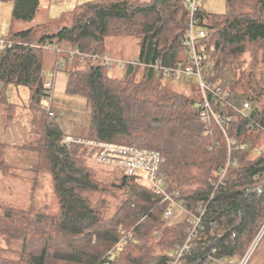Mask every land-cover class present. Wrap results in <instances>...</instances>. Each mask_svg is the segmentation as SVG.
<instances>
[{"label": "trees", "instance_id": "trees-1", "mask_svg": "<svg viewBox=\"0 0 264 264\" xmlns=\"http://www.w3.org/2000/svg\"><path fill=\"white\" fill-rule=\"evenodd\" d=\"M39 7L40 0H13L12 16L32 22ZM199 22L206 32L198 42L204 66L215 72L246 66L228 88V100L209 98L217 118L233 117L223 124L235 140L230 151L221 127L201 117L202 97L170 91L163 75L128 66L113 78L91 60L63 59L66 92L83 97L90 108L88 138L161 153L166 189L181 193L186 212L176 223L165 216L170 204L163 195L138 178L91 166L88 148L65 145L66 134L37 104L48 96L46 46L104 55L109 39L130 37L140 41V61L185 65L184 0L84 2L59 31L35 26L4 38L15 42L0 49L5 122L12 123L16 113L6 96L9 87L30 90L32 117L21 146L0 143V172L16 177L11 167L23 166L35 187L48 178L57 204L32 193L27 208L0 207V264H103L123 239L109 264H169L171 250L188 238V220L200 215L199 204L206 210L180 264H205L210 257L239 264L244 258L264 225V0H226L224 14L202 8ZM242 102L250 104L247 116L230 108ZM156 232L161 240L150 244Z\"/></svg>", "mask_w": 264, "mask_h": 264}, {"label": "rangeland", "instance_id": "rangeland-1", "mask_svg": "<svg viewBox=\"0 0 264 264\" xmlns=\"http://www.w3.org/2000/svg\"><path fill=\"white\" fill-rule=\"evenodd\" d=\"M42 12L36 17L32 22H22L16 21L20 26H13V32H19L21 29L29 28L31 26L37 25L38 22L42 21L45 27L42 26V30L51 31L54 27L68 26L71 20L70 11L77 5L84 2L94 1V0H42ZM52 3V9L51 4ZM201 5L203 9L208 13L224 14L226 11V0H201ZM63 14V17H62ZM61 18V19H60ZM68 48V47H67ZM66 47L58 48L61 52L66 53L70 49ZM106 51L108 54L117 61H130L134 58H138L140 54V41L135 38H117L109 39L106 45ZM56 55V54H55ZM250 54H246L242 59L246 62L250 61ZM45 77L47 80H51L54 77V72L51 71L53 67L56 66L57 56L55 58L53 52L46 51L45 56ZM63 60H61L62 62ZM246 66L231 68L223 72L213 71L210 65H206L201 69L202 78L212 84H225L226 87L230 88L231 83L234 79H237L241 74V71ZM50 71V72H49ZM124 69L118 67L110 70V75L113 78L121 77ZM51 76V77H50ZM67 74L64 72V68H59L56 72L54 89L52 93H48V96L43 98L39 104H37L41 109H46L47 111L54 109L55 107L64 108L66 111L65 117L60 121L53 119L59 124L62 131L67 135H72L81 133L84 137L88 138L87 130L90 122V108L87 106V101L81 96L70 95L66 92L67 86ZM163 85L170 91L176 94L186 96L190 99L196 101L200 100L202 93L200 83L197 77L190 78H164ZM7 98L16 105L15 121L22 124H27L30 122L32 114L30 109L31 92L28 88H15L9 87L6 92ZM72 121L75 122L76 126H72ZM85 128V129H83ZM83 129V130H82ZM92 139V138H88ZM90 152V151H89ZM88 152L87 157L90 159L89 164L91 166L95 165L97 169H104L111 173L112 175L117 173L123 175L120 169L112 166H104L98 164L92 155ZM11 172H16L17 176H6L0 172V207H11V208H27L30 205V196L34 193L37 197L41 198L45 203L56 206L57 200L52 192V187L50 180L40 179L38 181V186L35 187V182L33 180V175L26 172L23 166L13 165L11 167ZM124 176V175H123ZM144 186L147 183L142 182ZM186 214L178 209L175 210L174 216L170 219L172 223L183 221ZM264 226V225H263ZM161 232H156L151 237L150 244L157 243L161 240ZM259 234L257 235V237ZM264 237V236H263ZM257 239V238H256ZM255 239V240H256ZM261 243V244H260ZM256 248L250 264H264V238L260 241ZM172 251L170 254H172Z\"/></svg>", "mask_w": 264, "mask_h": 264}, {"label": "built area", "instance_id": "built-area-1", "mask_svg": "<svg viewBox=\"0 0 264 264\" xmlns=\"http://www.w3.org/2000/svg\"><path fill=\"white\" fill-rule=\"evenodd\" d=\"M189 11V23L188 28L185 33V38L183 41L184 57L186 60L185 65H180L177 67L164 66L161 62L157 61L155 63H146L140 61L138 58H134L130 61L122 62L113 59L109 54H87L82 52L80 49L69 50L66 53L61 52L57 47L46 46L45 49L53 50L57 53V63L55 66L54 77L46 82V90L48 93H52L54 88V79L56 72L59 68H64V57L67 56L70 59L78 57L80 64H85L88 60H91L97 65H102L103 67L113 70L118 67L120 69H126L128 66H140L144 69H151L155 73L163 75L165 78H172L174 80L180 78H190L192 76L197 77L201 87L203 104L201 105V117L205 122H210L214 120L223 130V124L225 122H231L233 120L232 116H227L224 119L217 118L210 102V96L217 98L219 100H228L229 93L228 87L225 84H212L206 82L201 76V69L204 67V57L199 51L198 42L206 37L205 30L200 26L199 18L202 10L201 0H184ZM15 42L7 41L0 36V49H2L6 44L13 45ZM61 60H63L61 62ZM51 77V76H50ZM39 107V106H38ZM230 108L241 115L247 116L246 111L250 110V104L248 102H242L240 108H237L234 104L230 105ZM65 116V112L61 109H52L48 111V117L50 120L56 119L60 121ZM226 141L228 144L229 151L232 145L235 144V140L230 138L226 132L223 130ZM63 143L65 145H78L89 149L92 158L100 165L112 166L120 169L124 176L129 178H138L142 182H146L147 186L154 190L155 192L163 195L164 201L170 204L168 211L165 216L171 219L174 216L176 209L182 211L186 214L182 202L181 193L177 191L168 192L166 189V175L163 172L162 166L165 163V159L160 152L141 149L132 146H124L114 143L101 142L96 139H88L84 137H72L66 135ZM226 170L221 171V177L219 183L222 182L226 175ZM255 192L261 193V187L254 189ZM249 192H253L249 190ZM200 213L199 216H192L188 221L192 225L191 229L188 230V238L183 245H177L172 251L171 261L169 264H180L182 255L189 251L191 246V240L196 236L197 230L199 228L201 218L204 215L205 208L202 205H198L197 208ZM264 236V226L259 232V236L244 256V258L239 262V264H248L251 257L253 256L258 244ZM126 240H121L113 249L110 251L103 260V264H109L111 256L116 254L124 245ZM205 264H233L226 260H214L209 258Z\"/></svg>", "mask_w": 264, "mask_h": 264}, {"label": "crops", "instance_id": "crops-1", "mask_svg": "<svg viewBox=\"0 0 264 264\" xmlns=\"http://www.w3.org/2000/svg\"><path fill=\"white\" fill-rule=\"evenodd\" d=\"M42 2L43 1L40 0V7H39V11H38L36 17L39 16L42 12V6H41ZM50 4H51V9H52V3H50ZM77 5H79V4H77ZM71 11H70V13H71ZM12 12H13V0H7V1L0 0V36L2 38H7L10 34L14 33L13 29H12L13 26H15V25L20 26L19 23L15 22V20L12 16ZM62 17H63V14H62ZM41 23H42V21L38 22L37 25L31 26V27H35V26H41V27L44 26L45 27L44 23L43 24H41ZM31 27H29L27 29L26 28L21 29L19 32L26 31V30L30 29ZM61 28H62L61 26H57V27H54L51 31H59ZM43 31H47V30H43ZM19 32H16V33H19ZM47 51L53 52V54L56 58L57 54L53 50H47ZM53 69L54 68H52L51 71H53ZM54 82H55V79H54ZM54 109H61L66 114V111L64 108L55 107ZM71 123H73V124H71L72 126H76L74 121H72ZM28 124H29V122L27 124H22L20 122H16L15 120L12 123L7 124L5 122L4 106L2 104H0V143L1 144H4L6 146H21L24 143V141L27 139V136H28ZM83 129H85V128H83ZM69 136H72V135H69ZM73 136L79 137V136H83V135H81V133H78V134H75ZM252 257H251V259H252ZM251 259H250L248 264H250ZM256 264H260V263H256Z\"/></svg>", "mask_w": 264, "mask_h": 264}]
</instances>
